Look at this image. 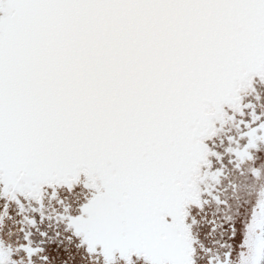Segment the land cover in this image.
<instances>
[{
  "label": "snow or ice",
  "instance_id": "1",
  "mask_svg": "<svg viewBox=\"0 0 264 264\" xmlns=\"http://www.w3.org/2000/svg\"><path fill=\"white\" fill-rule=\"evenodd\" d=\"M0 264H264V0H0Z\"/></svg>",
  "mask_w": 264,
  "mask_h": 264
}]
</instances>
